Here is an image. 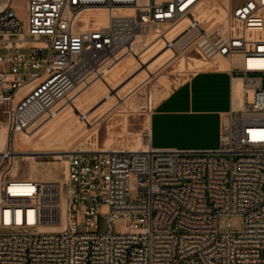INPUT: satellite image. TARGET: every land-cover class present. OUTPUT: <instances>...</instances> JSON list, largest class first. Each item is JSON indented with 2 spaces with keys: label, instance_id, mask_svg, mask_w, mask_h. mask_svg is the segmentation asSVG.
Instances as JSON below:
<instances>
[{
  "label": "built area",
  "instance_id": "obj_1",
  "mask_svg": "<svg viewBox=\"0 0 264 264\" xmlns=\"http://www.w3.org/2000/svg\"><path fill=\"white\" fill-rule=\"evenodd\" d=\"M213 7L227 10L217 24L202 17ZM98 11L107 16L85 21ZM150 35L213 68L227 62L241 107L222 118L215 151H71L66 227L46 230L39 203L3 191L16 137L106 82ZM262 136L264 0L236 10L230 0H0V264H264ZM228 216L243 218L240 232L222 230Z\"/></svg>",
  "mask_w": 264,
  "mask_h": 264
},
{
  "label": "rangeland",
  "instance_id": "obj_2",
  "mask_svg": "<svg viewBox=\"0 0 264 264\" xmlns=\"http://www.w3.org/2000/svg\"><path fill=\"white\" fill-rule=\"evenodd\" d=\"M246 1L230 0V7L236 10ZM18 4H23V2L20 1ZM222 9L224 8H219V13ZM161 47L160 41L149 38L138 50L137 61L133 58L129 65L120 66L119 69L110 73L106 79L107 87L102 85L103 91L100 94L95 95L90 89L80 97L76 96L73 102L67 103L65 106H69L68 110L71 113L75 110L74 106H80V113L75 110V114L85 125H81L82 130L74 137L64 140L61 146L54 145L42 151L35 150L36 146L43 148L45 141L57 138L56 134L61 128L52 130L46 128L34 139L33 144L27 147H22L20 140L15 139L20 158L17 159V172L11 169V164L6 166V172L9 174L7 180L14 184L8 188L9 193L16 192L19 195L21 191L27 190L29 191L28 198L39 204L41 203L40 195L45 201L51 199L56 202L60 216L66 220L65 169L69 151L146 150L149 143L147 138L149 118L156 105L174 87L192 74L214 66L204 63L202 66L199 65L194 61L199 58L193 52L184 53L181 48L175 49L172 52V59L168 60L166 56L162 57L168 49H163V51L160 50ZM66 117L68 114L59 115L50 126L59 127ZM6 184L8 187L9 183L6 182ZM55 185L60 188V193L53 196L48 195L45 188L55 187ZM42 219L46 230L57 227V223L53 221L49 213H46L45 217L42 216ZM229 222L233 223L234 232L242 230L243 218L241 216L222 217L223 231L230 230ZM107 230V224L102 222L100 231L107 232ZM113 230L114 233H118L119 226L115 225Z\"/></svg>",
  "mask_w": 264,
  "mask_h": 264
},
{
  "label": "crops",
  "instance_id": "obj_3",
  "mask_svg": "<svg viewBox=\"0 0 264 264\" xmlns=\"http://www.w3.org/2000/svg\"><path fill=\"white\" fill-rule=\"evenodd\" d=\"M239 82L229 67H212L195 72L174 87L149 118L151 147L180 152L217 150L221 121L234 110Z\"/></svg>",
  "mask_w": 264,
  "mask_h": 264
},
{
  "label": "bare ground",
  "instance_id": "obj_4",
  "mask_svg": "<svg viewBox=\"0 0 264 264\" xmlns=\"http://www.w3.org/2000/svg\"><path fill=\"white\" fill-rule=\"evenodd\" d=\"M213 9H214V7L213 8H210V9H207V11H204L202 13V17L205 18V19H208V20L209 19H216L215 22H214V24H217L218 22H221L222 20H224V18L227 15V10L226 9H222L221 10L222 11L221 13H216V12H214ZM106 16H107V14L105 12H103V11H98L97 13L96 12H93V13H89V14H87L85 16V21H88L90 17H94L96 19H100V18H105ZM174 36H175V34L174 35L172 34L171 37H174ZM150 38H154V36L153 35H150ZM156 41H158V40H156ZM160 42L162 43V47H161L160 50H163V49H166L167 50V47L165 46V43L162 42V41H160ZM157 44H153V45H157ZM179 48H181V47L179 46ZM156 51H158V49ZM172 52L173 51H169V50L166 51V52H164V53L162 52L163 53L162 54V57L163 56H166L168 58V60H170V59H172ZM133 58L135 59V57H126L125 59H123L121 61L120 64H118L113 69L112 72H114L115 70L119 69L120 66L122 67L124 65L125 66L129 65L133 61ZM153 58H154V56H153ZM159 58H160V56H159ZM136 61H137V58H136ZM194 61L196 63H198L199 65L202 66V63L203 62L200 61L199 59H194ZM145 63H146V61H145ZM220 65H221V68H227L228 67L227 62H225V61H222ZM182 66H183V64H182ZM102 85H104L105 87H107V82H105V81L104 82H101V81L95 82L89 89L80 92L79 96L77 95V97H80L81 95H83L84 93H86L90 89L92 90L91 93H93L95 95L100 94L103 91ZM242 92H243V86H241V82H239L238 85L235 87V108L236 109L240 108L241 105H242ZM63 107L64 108L61 111L60 116H62V115L65 116V115L68 114V117H66L61 122V124H60L59 127H54V126L51 127L50 125L54 122V120H52V121H49L48 123L44 124L43 126L37 128L36 130H34L31 135H20V136L16 137V139H19L20 140L22 147H27V146L32 145L34 139L41 132H43L46 128H50V130L55 129V128H61V130H60V132H58L56 134L57 135L56 136L57 138H52V139H49V140L45 141L43 148H39L38 146H36L35 150H37V151L45 150V149H47V148H49L51 146H54V145L61 146V144H62V142L64 140L69 139L71 137H74L79 131H81L82 130L81 129V125H85V123L81 122L80 117L77 114H75V110H76V112L80 113V110H81L80 109V106L79 105H76V107L74 106V109L75 110H74V112L72 110V113L69 112V110H68L69 106L68 107L63 106ZM15 150L17 152L16 155L20 154V152L17 151V147L16 146H15ZM71 151H73V150H71ZM71 151H69V153ZM81 151H83V152H89L90 150H81ZM95 151L106 152L103 149L102 150L97 149ZM143 151H145V150H141V151H130V152L138 153V152H143ZM11 165H12V168L11 169L14 170V172H17V169H18L17 158H15V157L12 158ZM57 186L55 185V187L54 186L53 187H46L45 188V192L48 195H50V196L58 195L60 193V188H58ZM8 188L9 187H7V184L5 183L3 185V191L9 193V189ZM28 192L29 191H27V190L26 191L25 190L21 191L19 193V195H18V198H27L28 195H29ZM39 199L41 201L40 205L42 206V213H43L42 216L45 217V214L46 213H49L51 215V217L53 218V221L57 223V227H51V228H48L47 230L48 231H51V232H60V231L64 230V228L66 227V220H65L64 217H61L60 216L61 214H59V210H58V206H57L56 202L52 201L51 199L49 201H47V200L45 201L44 198L41 195H40Z\"/></svg>",
  "mask_w": 264,
  "mask_h": 264
},
{
  "label": "snow or ice",
  "instance_id": "obj_5",
  "mask_svg": "<svg viewBox=\"0 0 264 264\" xmlns=\"http://www.w3.org/2000/svg\"><path fill=\"white\" fill-rule=\"evenodd\" d=\"M261 139H264V136H262Z\"/></svg>",
  "mask_w": 264,
  "mask_h": 264
}]
</instances>
